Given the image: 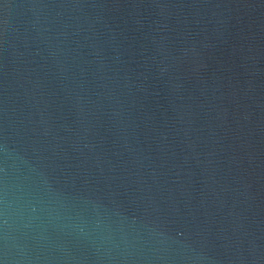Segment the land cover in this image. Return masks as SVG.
Wrapping results in <instances>:
<instances>
[{"label": "water", "instance_id": "95a60500", "mask_svg": "<svg viewBox=\"0 0 264 264\" xmlns=\"http://www.w3.org/2000/svg\"><path fill=\"white\" fill-rule=\"evenodd\" d=\"M0 264H264V0H0Z\"/></svg>", "mask_w": 264, "mask_h": 264}]
</instances>
